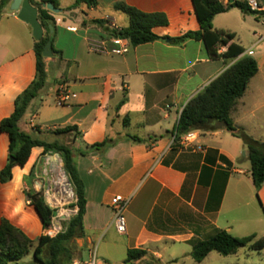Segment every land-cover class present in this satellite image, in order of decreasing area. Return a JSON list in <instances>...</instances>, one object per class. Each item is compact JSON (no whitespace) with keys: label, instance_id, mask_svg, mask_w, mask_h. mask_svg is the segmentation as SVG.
<instances>
[{"label":"crops","instance_id":"crops-1","mask_svg":"<svg viewBox=\"0 0 264 264\" xmlns=\"http://www.w3.org/2000/svg\"><path fill=\"white\" fill-rule=\"evenodd\" d=\"M12 1L0 7V122L14 112L17 96L36 76V39L31 26L11 9ZM59 1L62 11H51L57 19L55 46L62 51V59L57 56L62 65H68L69 76L61 74L52 95L41 90L40 100L36 97L31 102L19 127L35 138L57 140L74 149L87 197L84 235L74 240L78 250L83 255L86 250L90 253L96 241L116 228V197L131 198L124 212L127 232L119 233L126 257L129 249L147 251L145 257L128 264L176 263L191 255L194 243L218 230L231 234L255 230L252 228L263 221L264 184L256 198L243 140L219 128L192 131L194 136L187 142L184 136L177 143L173 141L185 105L238 58H224L226 46L209 49L204 41L194 39L182 45L169 39L130 44L124 54L91 47L108 34L92 24L93 20L109 16L120 28L129 25L127 13L118 4L165 13L168 24L153 29L159 36L176 37L198 30L200 21L193 0H97L94 7H74L75 0ZM254 1L257 13L233 7L217 14L213 27L234 33L233 41L245 48L243 55L258 63L259 70L231 117L236 126L264 142V0ZM71 26L77 31H71ZM63 39L72 42L62 45ZM60 85L70 95L64 104H58ZM70 125L78 127V134L53 133ZM127 134L145 141L133 142ZM106 138L118 142L102 151L80 153ZM9 147V134L0 130V172L9 161ZM52 153L44 155L43 148H33L24 166L12 168L9 181L0 179V225L2 219L9 220L35 243L41 235H56L57 223L60 230L65 229L78 209L63 159L53 161ZM63 178L72 192L71 214L66 215L65 191L60 186ZM29 190L42 191L47 203L57 212L61 210L58 217L62 222L55 216L46 228L28 200ZM108 254L100 255L104 264H115ZM76 260L88 261L83 256Z\"/></svg>","mask_w":264,"mask_h":264},{"label":"trees","instance_id":"trees-1","mask_svg":"<svg viewBox=\"0 0 264 264\" xmlns=\"http://www.w3.org/2000/svg\"><path fill=\"white\" fill-rule=\"evenodd\" d=\"M9 0H2L0 7L8 4ZM32 4L39 9V20L44 28V36L35 41L36 76L31 84L17 96L14 112L1 120L0 130L10 137L9 161L0 172L1 182H7L12 178V168L15 165L24 166L28 161L33 148H43V154L58 152L63 159L64 169L68 180L74 188L77 212L71 218L65 229L56 235H41L35 241L29 238L22 230L15 227L9 220L2 219L0 225V264H10L21 261L33 247L34 260L30 264H73L77 259L73 243L78 237L84 235L83 219L86 213L87 197L86 187L82 180L75 161L74 149L57 140L48 141L35 138L21 130L19 121L26 113L31 102L40 95L47 82L45 46L51 42L53 55L60 56L62 51L55 46L57 19L44 3H52L60 7L59 0H31ZM197 16L200 21L198 30H190L179 36H159L154 32V27L167 25L168 18L162 12H143L140 9L118 4V8L127 13L129 25L116 29L111 27L106 20L96 19L92 24L100 27L109 35L121 36L130 40L131 44L138 46L156 40H170L172 43L182 45L190 39L202 40L209 49L215 46H226L222 56L227 60L237 59L222 74L211 81L202 91L197 93L183 108L175 130L174 143L181 141V137L195 130L209 131L225 129L232 135L243 140L248 149V159L251 163V175L259 198V190L264 184V142L254 139L247 134L242 127L236 126L231 117V111L236 106L238 99L243 96L253 76L259 70L257 61L251 56L243 55L245 48L234 42L235 34L213 27V19L217 14L237 7L244 12L257 13L252 10L246 0H233L228 4L220 0H193ZM82 4L94 7L97 0H75L74 7ZM50 25L54 26L51 32ZM242 56V57H241ZM124 103V100L121 104ZM128 120L125 119V125ZM55 134H78L76 125L66 126L53 131ZM133 142H144L145 139L135 135H126ZM118 142V139L106 138L88 146L87 150H81V154L87 151H102ZM11 158L14 160L12 161ZM28 200L41 217L46 228L52 225L57 209L50 206L42 191L29 190ZM248 246L253 251L264 249V236L257 238L256 233L246 236H235L228 230H218L207 239L193 244L191 256L197 262H202L209 253L216 251L227 256L238 252L242 247ZM147 255L142 248L129 249L125 263L139 260ZM150 264H152L150 262Z\"/></svg>","mask_w":264,"mask_h":264},{"label":"rangeland","instance_id":"rangeland-1","mask_svg":"<svg viewBox=\"0 0 264 264\" xmlns=\"http://www.w3.org/2000/svg\"><path fill=\"white\" fill-rule=\"evenodd\" d=\"M51 11V10H50ZM70 17V15H68ZM74 34V33H71ZM63 37H68V35H65ZM70 39H63L61 44L66 45L69 43ZM57 41V33L55 36V45ZM70 42H72L70 40ZM46 71H47V82L46 86L43 89V93L47 95H52V88L54 87L55 81H57L58 78H60L61 74H64L65 76L69 74V68L68 65H62V61L59 59L57 55H54L52 57H46ZM69 76V75H68ZM37 100H40V96H38ZM45 137V136H43ZM250 163V161L248 160ZM58 179V178H57ZM60 186L65 191V205H64V215L71 214V207H70V200L72 198V192H71V186L67 183L66 179H61ZM256 198L257 195H256ZM258 200V199H255ZM61 210L58 211L56 214V220L57 222H62V220L58 217ZM261 212V211H260ZM263 221L257 223L258 225L254 226L251 229L246 230H236L233 235L235 236H246L252 233L257 232V238L264 236V212L260 213ZM58 228L54 229V232L61 231V226L59 223H57ZM255 231V232H252ZM123 236L119 234L116 228L111 229L110 231H107L99 241H96L95 244L98 248V264H104V260L101 259V254H108L114 259L115 264H126L124 261L126 259V253L122 246H120V242L122 240ZM36 244V243H35ZM34 247V246H33ZM31 248L30 252L27 253L22 260L24 261H33L34 255H33V249ZM74 252L76 254L77 258L84 257L85 260H89L90 253L88 250L84 252V255L82 254V251L78 250L77 246L73 243ZM189 251V250H188ZM163 264H264V249L262 251H253L249 249L248 246L242 247L238 250L237 253L232 255H221L220 253L213 251L211 252L202 262H197L193 259V257L190 254H187V256H183L180 258L178 262H164Z\"/></svg>","mask_w":264,"mask_h":264},{"label":"built area","instance_id":"built-area-1","mask_svg":"<svg viewBox=\"0 0 264 264\" xmlns=\"http://www.w3.org/2000/svg\"><path fill=\"white\" fill-rule=\"evenodd\" d=\"M248 4L252 10L258 9V5L254 0H248ZM105 20L108 22V24L111 27L120 29V27L115 23V21L111 17L107 16ZM69 29L71 31H77V27L74 26L69 27ZM130 44H131L130 40L125 37L113 36L107 34L104 38H101L99 42L92 43L91 47L99 52H113V53L124 54L129 51ZM249 53H252V51H249ZM59 88H60V93L57 96L58 104H64L70 98V95L63 85H60ZM193 136L194 135L191 132L184 135V141L186 142L189 141V139L192 138ZM130 200L131 198H121V197H116L114 199L113 208H114V216H115V226L120 234H125L127 232V223L124 212ZM97 257H98V248L97 246H94L90 250V258L87 262L75 260L73 264H96Z\"/></svg>","mask_w":264,"mask_h":264},{"label":"water","instance_id":"water-1","mask_svg":"<svg viewBox=\"0 0 264 264\" xmlns=\"http://www.w3.org/2000/svg\"><path fill=\"white\" fill-rule=\"evenodd\" d=\"M233 1V0H232ZM44 6L54 13H60L61 8L55 7L52 3H44ZM11 9L18 13V17L28 23L32 28L33 36L36 40H41L44 36V28L39 20V9L33 5L31 0H13ZM51 32L54 31V26L50 25ZM52 44L48 42L45 46L44 56L52 57L53 53L51 50ZM50 159L53 161L60 162L61 155L58 152L52 153ZM13 161L14 159L11 158Z\"/></svg>","mask_w":264,"mask_h":264}]
</instances>
